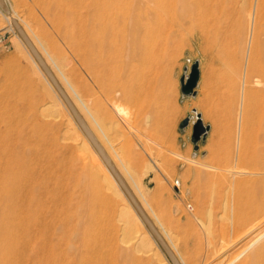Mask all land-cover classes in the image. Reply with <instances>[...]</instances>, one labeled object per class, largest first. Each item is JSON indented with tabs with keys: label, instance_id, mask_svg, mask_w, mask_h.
I'll return each instance as SVG.
<instances>
[{
	"label": "rangeland",
	"instance_id": "374dc122",
	"mask_svg": "<svg viewBox=\"0 0 264 264\" xmlns=\"http://www.w3.org/2000/svg\"><path fill=\"white\" fill-rule=\"evenodd\" d=\"M9 2L21 17V25L48 47L89 107L101 99L115 105L117 87L121 93L132 81L150 78L157 82V91L170 87L173 96L187 103L190 133L196 122L194 110L202 114L211 130L186 153L182 185L201 249L192 256L193 263H188L191 259L178 249L180 242L172 235L170 241L185 264H247L263 239L249 246L259 230L247 231L255 221H249L247 192L238 183L248 176H234L231 168L247 165L238 155L242 136L252 132L242 92L255 86L256 79L247 72L255 0H190L185 7L161 4L152 14L149 37L125 51L107 45L95 47L82 33L84 36L76 34L78 38L66 36L52 0ZM75 8L80 12L77 20L88 21V8ZM0 33V38L4 34L0 41L1 129L6 127L15 135V142L20 141L25 163L37 173L42 197L55 198L57 211L70 221L73 240L78 244L84 240L93 258L105 264H168L148 239L144 247L157 252L154 257L137 252L132 244L125 245L141 231L139 224L84 144V135L19 48L17 31L1 13ZM196 60L201 69L197 94L186 96L180 79L189 74ZM54 105L57 111H53ZM83 111L88 117L87 110ZM249 146L250 154L264 157L262 137L253 138ZM174 184L180 188L177 180ZM30 257L24 256L20 262L36 263Z\"/></svg>",
	"mask_w": 264,
	"mask_h": 264
},
{
	"label": "bare ground",
	"instance_id": "6f19581e",
	"mask_svg": "<svg viewBox=\"0 0 264 264\" xmlns=\"http://www.w3.org/2000/svg\"><path fill=\"white\" fill-rule=\"evenodd\" d=\"M5 1L11 13H6L1 6L0 13L8 20L12 30H16L12 24V17H16L19 22L21 17L19 18V14L15 13L9 0ZM189 2L190 0H52L54 6L59 9L58 16L60 22L64 24L66 36L78 38L79 36H76V34L80 36L86 35L89 37L86 38L90 40H88L90 44H95V47L99 45L103 49L102 46L105 48V45H107L112 47L111 49H121L123 51L136 48L139 42L149 37L150 31L153 29L151 17L156 11V7L164 3H174L185 7ZM77 5L88 8V21L77 20L79 18L77 16L79 11L75 8ZM252 10L253 12L250 16H253L254 36L249 49L247 72L254 74L256 79L253 81L255 86L245 87L244 91L241 90L243 91V98H245L247 114L250 115L247 120L248 122L250 121L252 132H245L242 136L243 142L238 155V159L247 165H238V167L236 165V167L231 168V173L234 176H248L247 179H241L238 183L239 188L242 187L247 192L246 204L249 212V221H255L247 231L251 233L259 230L251 239V245H248H255V243L263 239L252 251L247 264H264V157L250 154L251 147L249 146V142L253 138L262 137L264 139V0H255ZM24 26L36 47L56 73L81 113L84 114L83 108L87 104L62 70L60 62L48 47L39 40L38 36L28 31L29 29H27L28 27L26 28V25ZM16 34L19 48L23 49L35 72L52 91L58 105L66 111L75 128L82 136L84 135V144L105 169L123 203L129 209L134 220L139 224L141 231L134 233L126 241L125 245L129 247L132 244L137 252H144L151 257L160 252L164 256L162 261L172 264L123 192L104 160L89 138L83 133L64 99L60 96L19 33L17 32ZM18 63L20 66L21 62L19 61ZM22 71L23 75L26 76V72ZM28 77L31 80V76H26L27 79ZM53 107V111H57L55 105ZM193 117L194 121H196L197 113ZM15 139V135L11 131L7 130L6 127L1 129L0 125V264H22L20 261L27 255L34 257L33 260L34 262L36 261L34 264H105L93 258L84 240L82 243L79 242V244L73 240L70 221L57 211L55 198L45 194L43 195L46 197H42L41 184L36 178L37 173L34 169H29L25 163L20 149V141L15 142ZM201 166L203 168L209 167L206 164H201ZM232 190L233 188L231 189V195L233 193ZM126 227L128 228V226ZM146 239L157 246L158 253L152 252L151 249L146 250L144 247ZM170 245L172 246V244ZM172 248L174 249L173 246ZM174 251L176 253V250Z\"/></svg>",
	"mask_w": 264,
	"mask_h": 264
},
{
	"label": "crops",
	"instance_id": "0c3cea01",
	"mask_svg": "<svg viewBox=\"0 0 264 264\" xmlns=\"http://www.w3.org/2000/svg\"><path fill=\"white\" fill-rule=\"evenodd\" d=\"M101 100L86 105L88 117L83 115L161 232L170 244V235L180 242L181 254L191 259L201 247L188 214V197L182 195L183 160L199 142L187 127L181 128L189 115L187 103L173 96L170 87L157 91V82L150 78L132 81L121 93L117 87L115 105Z\"/></svg>",
	"mask_w": 264,
	"mask_h": 264
},
{
	"label": "water",
	"instance_id": "95a60500",
	"mask_svg": "<svg viewBox=\"0 0 264 264\" xmlns=\"http://www.w3.org/2000/svg\"><path fill=\"white\" fill-rule=\"evenodd\" d=\"M0 6L3 8V10L10 14L11 10L6 3L5 0H0ZM12 24L16 28L17 32L25 42V44L28 46L30 51L32 52L33 56L37 60V62L40 64L41 68L45 72V74L48 76V78L53 83L54 87L60 94V96L64 99L67 106L69 107L70 111L72 112L76 122L82 129L83 133L89 138L92 145L95 147L101 158L104 160L105 164L117 180L118 184L122 188L123 192L129 199V201L132 203L133 207L141 217V219L146 224L148 230L151 232L155 240L158 242V244L161 246L162 250L170 260L172 264H183L179 256L175 253L174 249L170 245L169 241L165 238L153 218L149 215L148 211L143 206L140 199L137 197L133 189L131 188L130 184L126 180V178L123 176L117 165L114 163L112 158L110 157L109 153L89 125V123L86 121L84 115L81 113L61 81L58 79L56 73L53 71L51 66L47 63L39 49L36 47L28 33L26 32L25 28L21 25L19 20L16 17H12ZM187 70V69H186ZM201 77V69H200V62L199 60H196L189 71V74H186L182 76L181 78V91L186 96L196 95L197 94V87L199 84V80ZM197 113V120L193 125V140L197 144L199 141L206 139L208 132L211 129L210 124H205L203 121L202 114L198 112L197 110H194ZM190 122V116H188L182 123L181 128H185L189 125Z\"/></svg>",
	"mask_w": 264,
	"mask_h": 264
},
{
	"label": "built area",
	"instance_id": "2783aa9c",
	"mask_svg": "<svg viewBox=\"0 0 264 264\" xmlns=\"http://www.w3.org/2000/svg\"><path fill=\"white\" fill-rule=\"evenodd\" d=\"M4 36H1V38H0V41L2 40V38H3ZM179 180H177V186H179ZM189 207H191V204H189Z\"/></svg>",
	"mask_w": 264,
	"mask_h": 264
}]
</instances>
